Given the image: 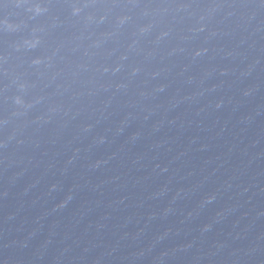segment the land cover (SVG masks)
<instances>
[{"label": "water", "instance_id": "1", "mask_svg": "<svg viewBox=\"0 0 264 264\" xmlns=\"http://www.w3.org/2000/svg\"><path fill=\"white\" fill-rule=\"evenodd\" d=\"M0 264H264V0H0Z\"/></svg>", "mask_w": 264, "mask_h": 264}]
</instances>
